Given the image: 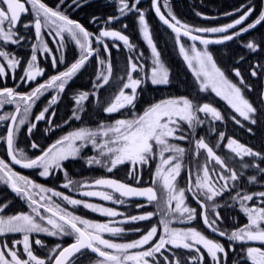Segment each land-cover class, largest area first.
<instances>
[{"label":"snow or ice","instance_id":"obj_1","mask_svg":"<svg viewBox=\"0 0 264 264\" xmlns=\"http://www.w3.org/2000/svg\"><path fill=\"white\" fill-rule=\"evenodd\" d=\"M65 0H58L55 8L49 7L43 0H0V78H6L11 73L16 79L17 70L22 71L19 76L21 82H34L44 75V68L38 63V51L52 56L51 66L65 63L64 50L69 42H74L79 49V56L68 65L65 70L52 75L44 83L37 84L31 91L21 93L16 87H0V110L6 105H14L12 112L0 114V122L10 121L6 135L0 136V141L6 144V151L11 162L25 169H42L39 175L48 177L53 169H63L64 161L80 156L82 149L91 144L98 155L86 158L89 166L98 165L108 173H113L121 166L128 165L126 176L140 185L145 167L151 168L154 161L155 169L148 186H133L119 179L100 177L92 183H85L78 187L103 188L111 191H83L84 197H98L103 201L115 204H125L124 198H144L148 205H154L156 211H148L140 215L125 217L121 224L150 221L154 216L159 217L158 225H152L147 230L139 227L126 230L124 227L113 226V221L95 222L84 219L68 211L59 203L52 201L51 197L41 196L40 200L33 197L34 189L40 192H51L52 196L62 198L70 205H82L85 209L96 212L105 217L114 218L123 213L114 208L104 207L100 204L74 199L68 195L52 189L43 188L28 177L16 172L0 158V182L8 186L18 197L29 203L30 212L6 214L8 203H0V237L20 234V239L0 240V264H78L77 256L89 258V264H264V190L249 191L242 182L245 170L255 169L264 179V151L239 142L237 139L226 136L225 132H218V140L214 146L206 141L205 137L197 138L196 129L208 123L210 131L216 132L215 122L225 121V116L210 102L199 103L187 96L170 97L158 102L150 103L142 113H137V101L143 85L150 83L153 86H167L171 83L169 71L161 60L160 52L153 42L149 30V23L145 11L138 5L140 0H118L116 4L119 15L109 16L105 24L119 21L129 13L137 14L139 30L151 49L152 67L150 74L144 71L145 66L133 61L129 57L125 67V76L120 78L119 84L113 87L117 91L103 106L106 114L120 113L127 110L130 118L115 119L112 123H100L95 130L80 127L57 139L46 149H40L36 142L31 144L32 149H40V155L29 157L24 150L17 149L16 139L20 128L25 125L27 118L36 101L50 89H55L57 95L52 96L49 105L44 107L35 117V121L45 120L49 107L57 103L59 93L65 91L66 86L74 77L85 68L93 57L101 66L93 82V91H83L74 97L76 108L72 118L80 120L79 113L84 111V102L89 97L97 96L100 89L110 84L113 76L111 52L105 38L121 41L129 50L135 48L129 37L122 31L112 28H103L98 34L88 31L79 22L69 18L61 6ZM82 7L81 0H71V7ZM165 7H169L165 0ZM151 7L156 16L175 34V42L188 67L199 81V91L207 92L209 89L227 102L235 115L231 116L237 125L244 128L242 121L249 125H257L264 121V107H257L246 95L245 91H252L239 68L233 72L238 83L232 82L225 72L218 67L208 46L221 45L236 40L249 33L257 26L264 25V8L252 22L247 23L255 12L253 5H242L235 11L240 13L238 18L229 23L216 27H192L179 20L171 11L167 17L161 12L158 0H151ZM31 15V20H22L23 16ZM201 15V13H197ZM232 16L234 13H225ZM170 18V19H169ZM210 19V17H204ZM100 18L93 16V23ZM124 29L128 25L122 26ZM34 28L37 43L31 45V55L26 61L16 52L9 49V45L21 46L27 37L26 32ZM52 37V43L57 45L59 57L52 55V49L44 39L43 30ZM218 34L214 39L205 38L198 34ZM190 41H199L203 50H199L195 43L186 50L181 37ZM102 46L107 57L101 56ZM113 47H119L113 44ZM243 47L252 53L264 51V39L257 42L251 39ZM143 53H139V60ZM244 57L241 56L240 60ZM26 64V66H25ZM136 73L137 75H133ZM252 77L264 76V64L252 67ZM19 87V85H17ZM129 90V91H126ZM260 103L264 105V92L260 94ZM203 114V118L199 115ZM51 115H55L52 113ZM210 118V119H209ZM242 118V119H241ZM27 132L32 134L37 123L28 122ZM51 123V121H49ZM187 125V129H185ZM51 129H45V132ZM251 133L253 129L247 128ZM227 141L225 147L231 156L218 154L216 149L221 142ZM77 141L80 143L77 144ZM175 141H186L192 145L185 148ZM203 154V156H202ZM188 157L189 167L185 169V157ZM235 158H239L237 161ZM245 158H251L246 160ZM229 160H232L230 165ZM195 169L193 178L192 171ZM187 171V186H179L182 172ZM64 188H69L74 181L68 179ZM247 184H258L257 175H248ZM264 187V185H262ZM78 190V189H77ZM118 193L119 196L115 194ZM187 193L199 206L191 207L186 203ZM229 194L227 200L221 204L220 199ZM234 193V195L232 194ZM43 201V202H41ZM228 201H231L229 203ZM239 206V210L246 218V223L239 224L233 217L236 225L231 230L223 228L224 217L218 210ZM137 208L146 207L137 204ZM43 209V212H41ZM201 219L204 227L212 233L215 239L206 235L197 227H173L174 223L191 224ZM162 228V231H161ZM126 231L141 233L139 238L126 242H116L105 238L121 237ZM44 234L49 237H74V241L67 246L56 243L47 250V255L41 257L34 250L35 245L45 248L44 242L32 234ZM223 241H226L227 244ZM22 245V250L17 247ZM88 253L94 254L90 258ZM236 259H231V255Z\"/></svg>","mask_w":264,"mask_h":264},{"label":"trees","instance_id":"obj_2","mask_svg":"<svg viewBox=\"0 0 264 264\" xmlns=\"http://www.w3.org/2000/svg\"><path fill=\"white\" fill-rule=\"evenodd\" d=\"M161 4V8L163 9L164 13L167 15V9L164 6L165 2L163 3V0H158ZM177 10L175 11L174 15L181 20L183 23L188 24L192 27H216V26H222L223 24L229 23L232 20L238 18L240 13H237L234 9H237L238 7L242 5H253L255 7V12L253 15L249 18L247 23L252 22L256 18V16L259 15V12L261 11L260 8L262 6V0H184V1H178L177 2ZM147 5V8H143L139 6L142 10L144 9L146 14V19L149 23V30L152 35L153 41L155 42L156 46L162 50V45H160L161 40L163 38V33L161 29H159V23L157 18L152 13V7H151V0H140V4ZM182 5V8L179 6ZM197 13H201V15H197ZM225 13H234L232 16H227ZM130 16V15H128ZM204 17H210V19H205ZM127 24H131L132 21H130L127 17ZM137 34V43H140L141 49L139 53H143V56L139 58V60H136V57L139 55V53L133 57V61L137 62L138 64H143L145 66L144 71L150 74V69L152 67V54L150 47L148 46L146 40L143 38L142 33L140 30L136 31ZM141 35V38H140ZM204 36L209 37H217L218 34H201ZM251 39H255L257 42L264 39V25H260L255 30L251 31V33H248L246 35H243L242 37L233 40L229 43H227L225 46L222 45H213L212 49L215 55L218 56V60L220 65L223 68H230L232 71V79L236 81V79H239L235 76L233 69L239 68L241 70L242 75L244 76L246 82L250 85L255 84L256 79L253 78L250 75L251 69L256 64H264V51L252 53L245 47H243V44ZM135 38H133L134 40ZM124 49H128L126 46L123 45ZM129 50V49H128ZM164 53H166V49H163ZM243 56L244 59L240 60V57ZM263 56V57H262ZM164 60L170 67V75H171V83L167 86H153L151 84L143 85V91H140L138 89V92L140 93L139 100L137 101V109L139 113H142L144 108H146L150 103L158 102L162 99L170 98V97H180V96H189L191 98H194L192 91L189 89L184 90V84L182 83L187 79V76L185 74V71L183 69V63L181 60L175 55L164 54L163 55ZM263 58V59H262ZM128 57L124 56L121 60L122 63V70L120 68H113V76L110 80V84L106 85L107 91L110 93L107 98V102L111 99L112 95L117 91L116 88L113 87L114 84H119L120 78L125 76V67L128 62ZM112 64L114 66H117V61L115 59L112 60ZM134 76L137 75L136 73L133 74ZM187 81H190L188 79ZM190 84L192 82L190 81ZM92 88L82 86L78 90L75 91V96L78 95L80 92L83 91H91ZM191 95V96H190ZM250 95L253 99V89L250 91ZM257 101L258 98H257ZM106 102V103H107ZM211 102H215V100H211ZM76 105V104H75ZM257 107V104H255ZM106 106V104L104 105ZM224 111L226 113H224ZM82 117L81 121H76V123L72 124H66L62 125L59 123V121H54V123L48 125L49 129H51V132L53 131V136L58 137L65 133L68 129L74 128V127H87V128H97V126L100 123H112L115 119H119V116L117 114H106L102 111V107L100 104H96L93 99L87 100L84 105V111L79 113ZM223 115H229L233 116L235 113L232 111L230 107H226L222 109ZM210 119V118H209ZM245 127L241 128L239 125H237L233 120L229 119L226 120L225 127H222L220 131L225 132L226 136H230L232 138H236L240 140L242 143L254 148V150L258 151H264V122H260L257 125H249L247 122L244 123ZM251 127L253 131L249 133L247 131V128ZM198 136L205 137L209 143L214 146L218 140L217 138L210 137L208 133V129H204L203 131L198 132ZM176 143L181 144V146L185 148H191L192 145H190L189 142L186 141H175ZM225 141L221 142L224 143ZM219 153V149H216ZM203 156V155H202ZM237 161L239 158H235ZM246 160H250L251 158H245ZM157 161H154L151 165V168L145 167L143 171V179L140 185H146L149 184L152 178V174L155 169V164ZM185 168L189 167L188 157H185ZM264 167V164L261 165ZM129 166L124 165L121 166L118 170H115L114 173H109L111 175L117 176L118 178L127 180L131 183L135 184L134 180H130L126 176V172L128 170ZM67 172V171H66ZM99 171L97 170H90L87 173L81 168V167H68V179L74 180V184L70 185L68 189H63V192L65 195H68L74 199H81L85 200L89 203L94 204H100L102 205V201L99 198H89L82 196L80 193L83 191L88 190L87 187H78L79 185H83L84 181L89 179L92 175L98 174ZM102 172L101 174H103ZM257 175L258 180L260 183L258 184H252L250 185L251 189H255L258 191L261 185V182H264V179H261V174H259L255 169H247L245 170V176L242 177L244 180H246L248 175ZM63 175V174H62ZM193 178L195 176V169L193 168L192 171ZM65 178V176H63ZM66 179V178H65ZM180 180L185 179V171L182 172ZM63 178L61 179V181ZM249 188V185H248ZM78 189V190H77ZM117 196V195H116ZM58 203L66 208L67 210H70L72 205L68 204L65 201H62V199L58 200ZM137 204H145L146 207L143 208H137ZM74 206V205H73ZM107 207L114 208L117 211H120L124 213L123 217H127L130 215H140L144 214L148 211H156V208L152 205H148L146 203L141 202H133V201H126L125 204H115L113 202L107 203ZM71 211L78 216H81L84 219H89L95 222H103L104 220H110V217L102 216L99 213L92 212L89 209H85L82 205L74 206ZM159 217L154 216L150 221H141L136 223H124V228L126 230L133 229V228H141L143 230H147L152 225H158ZM159 226V225H158ZM129 236L121 237L120 242H126L132 239L139 238V235L141 233L132 232L129 231ZM34 250L37 252L38 255L41 257H44L47 255V251L45 250H39L37 247H34ZM88 256L90 258H95L93 254L88 253ZM78 260V264H89V258H86L84 256H77L76 258Z\"/></svg>","mask_w":264,"mask_h":264},{"label":"flooded vegetation","instance_id":"obj_3","mask_svg":"<svg viewBox=\"0 0 264 264\" xmlns=\"http://www.w3.org/2000/svg\"><path fill=\"white\" fill-rule=\"evenodd\" d=\"M170 1H173V0H170ZM43 2L46 3L49 7L55 8L57 3H58V0H43ZM81 2L83 5L82 7H76L75 5L68 7V5H71V0H65V4L61 6V10L64 11L65 14H67L69 16L70 19L79 22L88 31H90L94 34H98L99 31L103 28H106V27L108 28V26H107L108 24H105V21L107 20V18L109 16L119 15L117 8H116V4L118 3V0H81ZM131 2H132V0H131ZM93 16L99 17L100 19L97 22L93 23V22H91ZM31 19H32L31 15L22 17V20H31ZM121 19H122V17H121ZM121 19L119 21H115V23L119 24L121 22ZM109 28H112L115 30H120L119 28H116V27H109ZM21 31L27 37V39L24 42H22L21 46L9 45L8 48L13 50L17 54H19L26 61L28 58H30V55H31V45L34 43H37V41L35 39L34 28H30L26 32H24L23 29H21ZM47 32H48L47 29L43 30L44 39L49 44V47L52 49V55L59 57L60 53L56 51L57 45L52 43V37H49L47 35ZM105 42L107 44H109L110 47H113L112 44H114V43L108 42L106 39H105ZM94 47H100L101 56L107 57V54L103 52L102 46H98L94 43ZM113 48L116 49V57H119L120 53H121L119 51L120 47H118V48L113 47ZM110 50H111V48H110ZM76 52H77V55L79 56V49L75 46L74 42H69L67 44L66 49L64 50L65 63L64 64H58L56 68H53L51 66L52 56L49 55L48 53H42V52L38 51V53H37L38 63L40 65V67L44 68V70H45V73L43 76L38 77L37 80L34 82L25 83V82H21L19 80V76L22 75V71L17 70V72L15 74L17 77L16 79L12 78L11 73L6 78H0V81H1L0 87L6 85L8 87H16L17 91H19L21 93L29 92L34 87H36L37 84L44 83L52 75H56L59 71L65 70V68L68 65H70L72 62L75 61ZM0 62H2V61H0ZM97 64H98V62H97L96 58L95 57L91 58L89 60V62L86 64L85 68L82 69L79 74H77V77H81L82 74L86 73V72L96 71V65ZM25 66H26V64H25ZM98 68H99V70L101 68V66L99 64H98ZM75 79H76V77H74L73 80L69 82V84L66 86L65 91L63 93H59L57 103L54 105H51L49 107V112L45 114V116H46L45 120H41V121L37 122V121H35V117H36V115L39 114L40 111H42V109L44 107L49 105V101H50L51 97L57 95V91L55 89L48 90L47 92H45V94L43 96L40 97L39 100L36 101L35 105L33 106L32 110H31V112L27 118V121L28 122H35L37 124H50L49 121H51V122L59 121L61 123L73 122L74 121V119L72 118V113L74 110L73 83H75ZM17 85H19V87H17ZM259 87H260V85H259ZM260 94H261L260 89L255 84L253 86V97L255 98V99H253V101L255 103H258L260 105V107H264V105H261L260 100H259ZM257 98L259 101H257ZM14 107H15L14 105H6L4 109L0 110V114H3L4 112H12L14 110ZM52 113H55V115L54 116L51 115ZM224 113H226V112L224 111ZM224 116L226 118L225 121H223V122L217 121L214 123V125H212L216 128V132L210 131V125L208 123H205L204 125L199 126V130L203 131L204 129H208V133H209L210 137L217 138L218 132H220V129L222 127H225L226 120L231 119V116H229V115L225 114ZM28 122H26L25 125L21 126V129H23L24 131H22V133L19 134L20 137L18 138L17 144H18L19 149L24 150V152L29 157L34 158L35 156L41 154L40 149H42V143H41V141L34 140L32 137V134H29L27 132V128L29 127ZM9 123H10V121L0 122V136L6 135V129H7V126ZM200 137H203V136H200ZM44 139L48 140L49 138L45 137ZM238 141L240 142V140H238ZM33 142H36L37 144H39L40 149H36V150L31 149L30 144H32ZM207 142H209V141H207ZM226 142L227 141L225 140V142L222 143L221 147L219 148L220 153L223 155H227V151H228L227 148L225 147ZM263 145H264V143H263ZM0 158L4 159L5 162L8 163L13 168V170L17 172L16 168H14L12 163H11L10 157H8V155H7L6 144L3 143L2 141H0ZM41 170L42 169H30V172L34 175L35 181L41 185L46 186V187L57 186L56 180H57V176H58L60 169H53L51 174L48 177L40 176L39 172ZM243 183H245L246 189L249 190L247 181L243 180ZM232 194L234 195V193H232ZM228 195L229 194L226 193L225 197L223 199H220L219 202L221 204H223L227 200ZM54 199H57V197L54 196L52 198V201ZM9 201L11 203L9 204V207L6 209V214H8L12 210L16 209L17 204L18 205H23V204L25 205V203H26L25 199L18 197L15 193H13L10 190V188L8 186H6L2 182H0V203H8ZM101 201H102V206L107 207V201H103V200H101ZM228 202L231 203V201H228ZM186 203L191 207H197V209L199 211V206L196 204V202L192 198H187ZM218 210L221 212L222 216L224 217V222L221 226L225 229L231 230L233 227L236 226L233 223V217H235L237 219L239 224L246 223V218L244 217L243 213L240 212L238 205H235L231 208H220ZM41 211H42V209H41ZM123 215H124V213H123ZM122 216H117V217H115V219H110L111 221H113V226L124 227L123 225H125V224L120 223L121 221L124 220V217L122 218ZM108 221L109 220H104L103 222H108ZM174 226L175 227H189V226L197 227L199 230L204 231L206 235L212 236V233H210L208 230H206V228H204L202 220L199 218L197 220L191 222V224L174 223ZM108 236H109L108 234H105V238H108ZM20 238H21L20 234H15L14 236L10 235L8 237H0V240H8L10 242L12 239H20ZM38 238H39V236H38ZM212 238L221 239V238H218L215 236H212ZM33 241H34V239H33ZM42 241L46 245V247L42 248V249H46V250L53 247L56 243H59V239L57 237H50L49 239L46 238V239H43ZM66 241L70 243V242H73L74 240H70L69 238H67ZM223 242H225L227 244L226 241H223ZM17 247L22 249V245H18ZM230 258L236 259L237 256L233 254L230 256ZM209 264H210V262H209Z\"/></svg>","mask_w":264,"mask_h":264},{"label":"rangeland","instance_id":"obj_4","mask_svg":"<svg viewBox=\"0 0 264 264\" xmlns=\"http://www.w3.org/2000/svg\"><path fill=\"white\" fill-rule=\"evenodd\" d=\"M186 40H187V39H186ZM188 41H190V40H188ZM182 43H184V45H185V47H186V50H189V54L191 55L190 47H191V45H192L193 43H195V42L190 41L189 44H188V43H185V42H182ZM195 45H196V47H197L199 50H203V47H204L203 45H201V44H199V43H195ZM75 56H76V58L78 57L77 52H76ZM190 69H191V68H190ZM191 71L193 72L192 69H191ZM179 186L182 187L180 183H179Z\"/></svg>","mask_w":264,"mask_h":264},{"label":"water","instance_id":"obj_5","mask_svg":"<svg viewBox=\"0 0 264 264\" xmlns=\"http://www.w3.org/2000/svg\"><path fill=\"white\" fill-rule=\"evenodd\" d=\"M107 178H112V177H107ZM116 179V178H115ZM123 182V181H122ZM135 186V185H133ZM131 199H136V200H145L144 198H131Z\"/></svg>","mask_w":264,"mask_h":264}]
</instances>
